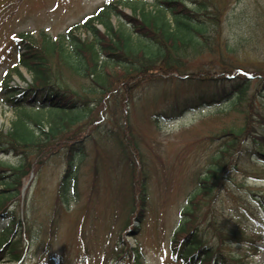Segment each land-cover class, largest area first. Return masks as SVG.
<instances>
[{
    "label": "rangeland",
    "instance_id": "rangeland-1",
    "mask_svg": "<svg viewBox=\"0 0 264 264\" xmlns=\"http://www.w3.org/2000/svg\"><path fill=\"white\" fill-rule=\"evenodd\" d=\"M104 1L0 0L2 133L10 130L18 111L7 98L18 95L33 79L23 65L21 74L13 71L15 38L20 34L38 37L41 32L55 38L69 36L70 28L82 24ZM145 1L154 9L155 0ZM225 3L213 50L183 57L178 71L122 77L102 55L98 71L106 76L104 65L108 64L114 74L101 86L96 74L77 73L53 61L52 81L67 94L73 91L87 98L84 114L69 123L67 134H56L42 146L15 149L0 136V194L8 197L5 201L0 195V212L8 208L0 217V264H183L182 254L176 257L172 247L175 232L192 208L190 194L232 140L224 132L245 125L246 132L223 155L225 165L215 190L195 208L191 226L207 245L242 255L245 264H264V158L257 152H264V144L255 137L264 133L260 120L264 118L260 82L264 78L260 74L264 73V0ZM124 11L132 12L129 7ZM111 20L116 28L122 25L115 15ZM97 26L104 30L103 25ZM77 33L92 36L83 29ZM67 47L77 64V55L69 43ZM233 69L238 75L253 76L246 99L233 92L221 102L206 99L203 104L195 99L187 104L186 99L214 89V81L222 76L228 87L235 84L238 78L224 74ZM183 73L200 74L180 79ZM174 105L179 108L172 111ZM45 108L41 107L48 115L45 127H50L55 116ZM75 110L68 113L82 111ZM71 143L75 144L74 165L67 177L74 186L62 195L59 183L68 167ZM26 164L32 168L25 174L22 165ZM15 178L16 186H8ZM135 180L137 186L145 181L147 204L142 220L136 219L134 208ZM12 226L15 231L9 234ZM13 247L21 259H14Z\"/></svg>",
    "mask_w": 264,
    "mask_h": 264
},
{
    "label": "trees",
    "instance_id": "trees-1",
    "mask_svg": "<svg viewBox=\"0 0 264 264\" xmlns=\"http://www.w3.org/2000/svg\"><path fill=\"white\" fill-rule=\"evenodd\" d=\"M224 1L227 2V0ZM225 2L223 0H155L154 9H149L145 0H105L82 24H76L70 28L69 36L62 35L55 38L46 32H41L38 37L20 34L15 38L17 64L13 71L21 74L20 66L23 65L33 73V79L28 87L21 90L23 95L21 104L17 103V99H20L17 94L7 98L9 104L17 106L18 111L10 130L7 133L0 131V136L15 149L42 146L56 134L62 136L67 134L65 132L69 123H74L83 116L85 110L83 106L86 105L87 98H79L73 91L67 94L65 93L67 90L62 91L59 86H56L52 81L54 60L59 64L63 62L69 65L77 73L84 71L86 74H96L95 78L101 86L108 80V75L114 74L108 64L104 65L106 76L98 71L102 55L105 56V62H113L114 70L121 72L122 77L132 75L131 78L136 79L148 77L146 75L150 72L178 71L183 64V57L202 54L207 48L213 50L212 39L216 38L220 32L218 27ZM125 7H129L132 12H125ZM112 15H115L123 26L116 28L111 20ZM98 24L103 25L104 30L99 29ZM80 29L92 33V36L87 35L83 38L77 33ZM68 43L77 55V64L73 63L72 56L67 51ZM226 48L227 51L236 49ZM199 74L183 73L180 74V79H194L193 77L197 78ZM224 74L225 76L228 74L227 78H238L237 82L228 87L227 82H224L225 77L222 76L214 81V89L206 91L207 94L202 92L192 99H186L187 104H191L193 102L191 100L195 99L203 104L207 101L206 99L211 103L221 102L230 98L233 92L239 96V99H246L248 86L253 76L238 75L236 69L225 71ZM260 74L264 76V73ZM260 82L264 87V78ZM178 106L174 105L172 111L179 108ZM41 107H46L45 109L50 111L49 115L55 116L51 119L50 127H45L48 115L41 111ZM80 108L82 111L78 110L75 114L68 113V110L77 111L75 109ZM260 118L264 123V118ZM30 123L37 129H34ZM245 128L246 125L238 131L228 129L224 132L232 135V140L227 142L221 156L213 159V164L199 179V186L190 194L192 208L187 209L188 218L175 232L172 247L176 257L182 254L183 264H245L242 255H229L223 252L220 246L207 245L199 236L195 226H191L195 217V208L200 205L201 200L210 198L215 190L220 169L225 165L223 155L230 153L232 147L237 144L238 136L244 133ZM255 137L264 144V133ZM69 147L68 167L59 183V191L62 195L74 186L67 176L74 165L71 158L75 152V144L71 143ZM257 152L264 158L263 151ZM23 168L26 174L28 170L31 171L32 166L26 164L22 165V170ZM144 182L140 180L137 186L135 180L133 186L134 208L137 210L136 219L138 220H142L146 213L147 193ZM17 183L15 178L12 183H8V186L13 187ZM21 187L20 183L18 188ZM1 196L5 201L8 199L5 194ZM261 196L264 201V193ZM10 230H12L10 233L14 231V229ZM243 240L247 241L245 238ZM256 247L260 250L259 246L256 245ZM11 252L14 259H21L22 255L17 253L14 247Z\"/></svg>",
    "mask_w": 264,
    "mask_h": 264
}]
</instances>
